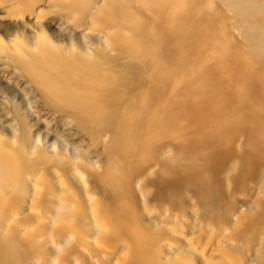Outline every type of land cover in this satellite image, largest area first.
Segmentation results:
<instances>
[{
	"label": "bare ground",
	"instance_id": "6f19581e",
	"mask_svg": "<svg viewBox=\"0 0 264 264\" xmlns=\"http://www.w3.org/2000/svg\"><path fill=\"white\" fill-rule=\"evenodd\" d=\"M47 4L0 55L70 145L2 116L0 264H264V0Z\"/></svg>",
	"mask_w": 264,
	"mask_h": 264
},
{
	"label": "rangeland",
	"instance_id": "374dc122",
	"mask_svg": "<svg viewBox=\"0 0 264 264\" xmlns=\"http://www.w3.org/2000/svg\"><path fill=\"white\" fill-rule=\"evenodd\" d=\"M48 1L43 0L39 4V8L42 9V17L36 19L35 17L28 18L29 14H27L28 12L24 6L8 12L5 8L6 4L0 0V47L9 46L14 43L19 44V40H22L25 36L38 32H44L47 35L53 36L62 34L64 32L63 25H59V22H61V18L63 19L64 14L47 8ZM17 77L18 73L12 71L10 61L8 59L3 60L0 55V130L2 131L4 125L2 116L8 113L18 119H24L29 129L32 130L31 132L36 134V138L38 137L39 143L45 141L54 146L59 144L64 146L70 145L60 128L56 127L55 124H53L55 127L52 126L51 123H48L49 120L40 113L41 107L44 106L42 100L32 97L25 90L23 91L22 86L17 82ZM206 243L207 239L204 238L197 247L201 250L206 246ZM180 256L188 259L190 262L198 260L195 257L196 255L185 257L182 254Z\"/></svg>",
	"mask_w": 264,
	"mask_h": 264
}]
</instances>
